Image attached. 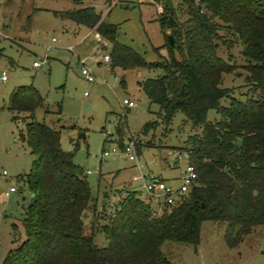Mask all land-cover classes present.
Listing matches in <instances>:
<instances>
[{
    "label": "trees",
    "instance_id": "1",
    "mask_svg": "<svg viewBox=\"0 0 264 264\" xmlns=\"http://www.w3.org/2000/svg\"><path fill=\"white\" fill-rule=\"evenodd\" d=\"M164 37L166 58L146 63L130 47L116 41L114 25L105 24L93 8L60 13L68 21L94 31L110 43L111 70L161 74L138 87L158 106L164 123L180 113L199 133L181 148L196 180L180 200L150 215L146 199L134 192L117 197L111 220L95 226L88 184L73 154L59 147V133L33 120L43 100L32 86L8 95L10 112L23 114L24 140L32 156L27 174L30 201L23 218V239L1 264H171L161 253L164 241L196 245L203 222L224 225L223 242L234 249L254 227L264 226V0H153ZM78 4V1H75ZM171 36L169 46L166 37ZM240 46L249 94L241 102L221 88L232 70L230 59L217 56L219 46ZM227 100L225 106L221 100ZM212 110L217 121H207ZM122 117V116H121ZM14 119V118H13ZM123 122L117 119L115 135ZM152 124H144L145 134ZM103 208V207H102ZM100 233L104 245L93 242Z\"/></svg>",
    "mask_w": 264,
    "mask_h": 264
},
{
    "label": "rangeland",
    "instance_id": "2",
    "mask_svg": "<svg viewBox=\"0 0 264 264\" xmlns=\"http://www.w3.org/2000/svg\"><path fill=\"white\" fill-rule=\"evenodd\" d=\"M79 7H93L103 23L116 27V41L133 49L146 63H162L166 58L153 0H0V77L1 73L5 76L0 80V264L24 237L21 222L30 201L26 182L32 156L24 140V115L7 108L8 93L14 87L32 86L43 100L33 120L58 132L60 149L72 153L73 163L82 169L95 200L85 221L93 212L96 227L105 221L98 218L109 214L112 201L125 192L145 198L139 172L122 155L126 142L131 143L136 162L145 172L175 186L170 177L185 163L174 167L168 151L181 148L187 136L200 131L178 112L164 123L158 106L149 103L139 89L145 79L159 76V69L110 71L107 64L100 63L110 43L102 40L105 48L99 51L93 38L83 40L88 30L59 16ZM68 46L72 52L66 50ZM217 56L230 59L232 65L231 72L221 77V88L243 102L250 89L244 81L240 46H219ZM80 61L92 81L80 74ZM33 62L40 66L32 68ZM124 98L131 99L134 108H122ZM84 103L89 106L85 112ZM227 103L226 99L220 102L222 106ZM118 118L123 125L115 135ZM206 120L217 121L218 116L209 110ZM147 123L152 127L143 135ZM102 151L109 156L103 159ZM9 187L15 192L5 197ZM101 198H107L103 208ZM223 231V224L203 222L196 245L164 241L160 250L171 264H264V226L251 229L234 249L225 246ZM93 242L104 245L100 233L94 234Z\"/></svg>",
    "mask_w": 264,
    "mask_h": 264
},
{
    "label": "built area",
    "instance_id": "3",
    "mask_svg": "<svg viewBox=\"0 0 264 264\" xmlns=\"http://www.w3.org/2000/svg\"><path fill=\"white\" fill-rule=\"evenodd\" d=\"M93 38V42L99 45L100 50L103 52L104 43L102 44L103 38H101L94 29H89L87 33L84 35L83 40L88 37ZM51 42H54V39H51ZM67 51L72 52V47L69 46L66 48ZM100 62L102 63H109V56L108 54H103L100 57ZM80 65L82 66L80 70V74L85 77L89 82L92 81L91 74L88 69H86L80 61ZM33 68H38L40 65L37 62H33L31 64ZM5 76L4 73H1L0 80L4 81ZM120 106L124 109H132L134 108V103L132 100L124 98L120 102ZM131 143L126 142L122 149V155L126 158V160L130 163H134L135 169L139 172V178L142 182V190L145 193V199L150 206V215L156 216L158 215L163 209H168L170 206L174 204L175 201L180 200L183 195L191 188L196 180V173L194 172L192 166L186 163L187 154L185 151H180L176 149H171L168 151V158L172 161L173 166L176 167V163L184 162V166L176 167L177 175H176V185L171 186L167 184L165 181L158 179L149 173L145 172V167L143 165L137 164V156L132 151ZM109 156V152L102 151L101 157L103 159ZM155 164V163H154ZM87 174L89 172H86ZM2 176H5V173L2 172ZM15 189L13 187L8 188V192L5 193V196L8 193L14 192ZM117 202V198H115L110 207V212L106 216V220H111L114 217V213L116 210L115 203Z\"/></svg>",
    "mask_w": 264,
    "mask_h": 264
},
{
    "label": "crops",
    "instance_id": "4",
    "mask_svg": "<svg viewBox=\"0 0 264 264\" xmlns=\"http://www.w3.org/2000/svg\"><path fill=\"white\" fill-rule=\"evenodd\" d=\"M108 1H109V0H108ZM78 4H80V2H78ZM80 6H81V5H80ZM79 8H85V7H79ZM79 8H77V9H79ZM91 8H93V7H91ZM156 9H157V8H156ZM93 10H94V8H93ZM157 10H158V9H157ZM94 12L96 13L95 10H94ZM157 14H158V11L156 12V16H157ZM73 24H74V23H73ZM75 26H79V25H76V24H75ZM83 28H84V27H83ZM84 29H85L86 31L89 30V29H86V28H84ZM121 45H122V44H121ZM68 47H69V46H68ZM100 63H102V62H100ZM100 63H99V64H100ZM103 64H107L109 70L112 71V70L110 69V67H109V63H103ZM31 67H32V66H31ZM32 68H33V67H32ZM34 69H36V68H34ZM17 87H18V86H17ZM14 88H16V87H14ZM14 88H13V89H14ZM13 89H12V90H13ZM12 90H11V91H12ZM11 91H10V92H11ZM10 92H9V93H10ZM9 93H8V95H9ZM7 98H8V97H7ZM130 100H131V99H130ZM127 110H128V109H127ZM176 175H177V172H176V174H175L174 176L170 177L171 180H173L174 182H176ZM161 180H163V181H167V179H166V180H165V179H161ZM169 185H170V184H169ZM171 186H172V185H171ZM7 192H8V190H7ZM7 192H5V193H7ZM14 192H15V191H14ZM14 192H11V193H14ZM5 193H4V196H5ZM9 194H10V193H8L5 197H7ZM102 200H103V201H102ZM94 202H95V200H94ZM94 202H93V205H94ZM106 202H107V198H106L105 200L101 198V199H100V205H101V207H102L103 204H106ZM101 203H102V204H101Z\"/></svg>",
    "mask_w": 264,
    "mask_h": 264
},
{
    "label": "water",
    "instance_id": "5",
    "mask_svg": "<svg viewBox=\"0 0 264 264\" xmlns=\"http://www.w3.org/2000/svg\"><path fill=\"white\" fill-rule=\"evenodd\" d=\"M166 39H167V42H168V44H169V46H172V44H173V41H172V38H171V36H167L166 37ZM88 105L87 104H83L82 105V110H83V112H85L87 109H88ZM103 201V200H102ZM102 204V203H101Z\"/></svg>",
    "mask_w": 264,
    "mask_h": 264
}]
</instances>
